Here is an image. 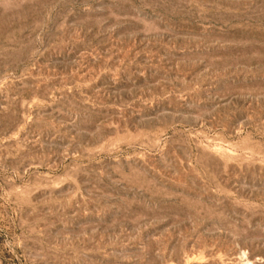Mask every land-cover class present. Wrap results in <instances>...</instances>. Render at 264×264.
<instances>
[{"label": "rangeland", "instance_id": "obj_1", "mask_svg": "<svg viewBox=\"0 0 264 264\" xmlns=\"http://www.w3.org/2000/svg\"><path fill=\"white\" fill-rule=\"evenodd\" d=\"M0 264H264V0H0Z\"/></svg>", "mask_w": 264, "mask_h": 264}]
</instances>
